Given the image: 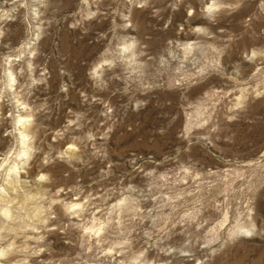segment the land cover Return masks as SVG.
<instances>
[{
  "label": "rangeland",
  "instance_id": "374dc122",
  "mask_svg": "<svg viewBox=\"0 0 264 264\" xmlns=\"http://www.w3.org/2000/svg\"><path fill=\"white\" fill-rule=\"evenodd\" d=\"M0 264H264V0H0Z\"/></svg>",
  "mask_w": 264,
  "mask_h": 264
}]
</instances>
